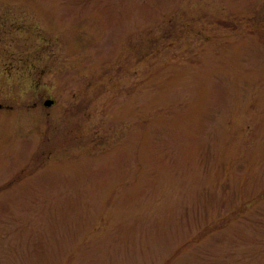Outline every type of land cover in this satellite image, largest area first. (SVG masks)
<instances>
[{
  "label": "rangeland",
  "instance_id": "1",
  "mask_svg": "<svg viewBox=\"0 0 264 264\" xmlns=\"http://www.w3.org/2000/svg\"><path fill=\"white\" fill-rule=\"evenodd\" d=\"M0 264H264V0H0Z\"/></svg>",
  "mask_w": 264,
  "mask_h": 264
},
{
  "label": "water",
  "instance_id": "2",
  "mask_svg": "<svg viewBox=\"0 0 264 264\" xmlns=\"http://www.w3.org/2000/svg\"><path fill=\"white\" fill-rule=\"evenodd\" d=\"M52 103H53V100L50 99V98L46 99V100L43 102V104H44L45 106H50Z\"/></svg>",
  "mask_w": 264,
  "mask_h": 264
}]
</instances>
